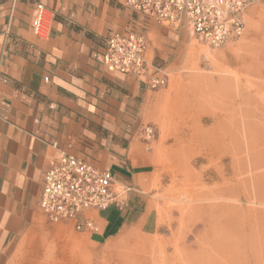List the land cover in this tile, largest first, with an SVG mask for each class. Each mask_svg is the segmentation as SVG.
Returning a JSON list of instances; mask_svg holds the SVG:
<instances>
[{
	"label": "crops",
	"instance_id": "crops-1",
	"mask_svg": "<svg viewBox=\"0 0 264 264\" xmlns=\"http://www.w3.org/2000/svg\"><path fill=\"white\" fill-rule=\"evenodd\" d=\"M125 1L0 0V264H264L250 252L264 249V160L194 163L238 158L241 125L264 145V2L204 68L186 30L148 23ZM37 4L53 17L43 39ZM141 30L149 63L169 76L159 91L104 62L110 36ZM61 154L110 172L125 207L88 213L83 231L49 223L39 197ZM247 198L258 208L241 214Z\"/></svg>",
	"mask_w": 264,
	"mask_h": 264
},
{
	"label": "built area",
	"instance_id": "built-area-1",
	"mask_svg": "<svg viewBox=\"0 0 264 264\" xmlns=\"http://www.w3.org/2000/svg\"><path fill=\"white\" fill-rule=\"evenodd\" d=\"M260 2L264 0H126L125 6L148 23L173 31L184 29L197 45L215 50L243 38L246 11ZM52 21L50 11L37 4L32 20L34 34L47 38ZM147 52L144 30L112 35L105 44L104 62L152 91L162 90L167 87L169 76L164 68L149 63ZM141 137L151 145L157 139L156 127H143ZM123 195L110 172L79 157L61 154L44 174L39 208L49 223L72 222L77 231H83L93 228L88 213L124 208Z\"/></svg>",
	"mask_w": 264,
	"mask_h": 264
},
{
	"label": "rangeland",
	"instance_id": "rangeland-1",
	"mask_svg": "<svg viewBox=\"0 0 264 264\" xmlns=\"http://www.w3.org/2000/svg\"><path fill=\"white\" fill-rule=\"evenodd\" d=\"M196 46V50H197V54L195 55V58H196V63H202L203 64V67L204 65H214L216 59V52H218L220 49H215V50H212V49H209V48H206V47H202L200 45H197V44H194ZM227 47V46H226ZM222 49V48H221ZM198 61H201V62H198ZM206 68V67H204ZM192 71L194 70H199V66H195V65H192L191 67ZM245 96L248 95V93H244ZM241 98H245V97H241ZM250 125H241V138H240V144H239V148H240V155L237 157H231V156H228V155H223V156H217V155H212V156H208L207 158L206 157H196V159L194 160V163L198 165L206 162L208 163L209 165L210 164H218V165H222V167H226V165L228 164H231V163H235V164H238L240 166V169L243 168L244 165H247L249 163H260V162H263L264 160V145L262 144L263 141H259V140H256V141H253V140H250V139H247L246 136L248 135V131H247V128L249 127ZM259 127H262V125H257V128ZM244 130V131H243ZM157 140V139H156ZM252 143L256 144L254 147L252 145ZM181 159V157H179ZM224 175L227 174V172H224L223 173ZM244 174H242V176H244ZM243 179V178H242ZM178 203H176V206H182V199L177 201ZM239 203V206L241 207V214L244 212V210L242 211L243 208H246V209H249V208H258L257 204L254 203L253 199H240V201L238 202ZM263 207V206H262ZM240 246H247V243H243V242H240L239 244ZM259 246V245H258ZM262 246V245H260ZM243 249H246L248 250L247 248H243ZM243 249L241 248H238L237 245L236 247L232 250L235 254L236 252L240 251H244ZM253 251V254L255 255V259L256 261H260V260H263L264 259V249L262 248H258V247H255L253 248L252 250H250V252ZM237 257V256H236ZM241 257V256H240ZM242 262V261H240ZM261 264V263H259Z\"/></svg>",
	"mask_w": 264,
	"mask_h": 264
}]
</instances>
